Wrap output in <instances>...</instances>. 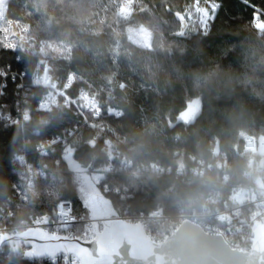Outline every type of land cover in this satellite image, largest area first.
<instances>
[{"label":"trees","instance_id":"trees-1","mask_svg":"<svg viewBox=\"0 0 264 264\" xmlns=\"http://www.w3.org/2000/svg\"><path fill=\"white\" fill-rule=\"evenodd\" d=\"M76 1L91 10L79 15L63 0L7 2L4 19L27 26L21 29L25 37L33 30L36 35L28 41L16 36L14 49L0 47V71L7 73L0 76L7 84L2 110L19 116L23 107L30 114L12 124L0 121V229L55 214L64 198L72 200L78 217L89 218L67 148L100 176L99 216L156 208L171 217L204 214L231 204L237 184L264 186V166L250 164L245 146L246 136L264 135V30L254 27L252 7L216 0L220 7L205 35L198 27L183 28L175 15L192 0H134L126 19L119 12L122 0ZM251 3L264 9V0ZM140 23L153 29L151 46L128 36L127 26ZM47 41L63 43L64 53L42 51ZM44 56L65 95H88L99 105L97 116L84 115L61 94L50 109L40 108L50 88L32 79ZM194 99L201 101L200 113L193 121L179 120ZM24 153L37 169L32 185L23 179ZM219 156H226L229 168L215 165ZM0 264L53 262L6 246Z\"/></svg>","mask_w":264,"mask_h":264},{"label":"built area","instance_id":"built-area-1","mask_svg":"<svg viewBox=\"0 0 264 264\" xmlns=\"http://www.w3.org/2000/svg\"><path fill=\"white\" fill-rule=\"evenodd\" d=\"M43 68V70H45V73H49L48 63H45V66L43 65ZM38 73L40 72H36L34 74L32 83L35 85H41L44 87L47 86L50 88V91L45 94V97H43V100L40 104L41 109H50L56 103L59 94H61L65 96L66 103L68 105L75 104L78 111L86 115L85 109L93 104V100L88 95L80 94L77 97L71 98L65 95L64 90H55L54 85H51L47 81L43 82L42 80H40L41 77ZM70 81L71 77L67 79L65 84H68ZM5 83L6 81L3 78V80L0 82V87H2ZM19 86H23V82H21ZM2 95H0V100ZM79 100H82L84 104L78 103ZM2 106L4 105H2L0 101V121L6 122L8 124L19 122V119L27 120L30 116L29 111L27 109H24L23 107H21L18 111L19 116H16L11 113L3 112ZM99 113H97V115ZM60 140H65V138L61 137L53 139L52 142H49V144L58 142ZM245 146L246 149L250 151V164L258 161L261 165H264V155L256 152L253 149H250L248 145ZM40 149L43 154H46L45 146H41ZM244 153L245 152L243 151L240 153V155L244 156ZM20 159L24 164L25 171L23 174V179L25 180V184L32 185V176L33 174H35V172H37V169L33 168L32 163L29 162L25 153L20 155ZM215 165L226 166L228 168L230 167V163L226 159V156L217 157L215 159ZM41 174L44 175L43 172H41ZM228 178L229 176L227 175L224 180H227ZM14 187L20 192L18 185H15ZM61 206H63V210L65 211H67V209L71 207V214L75 217V219L72 220L70 228H68L67 230H62L59 233H63L65 235L67 234L70 237H81L85 240H93L96 237L95 221L102 223L101 221L103 220V218L92 219L83 216L78 217L75 214L73 202L69 198L60 199L58 201L55 209V214H44L37 217L23 218L17 224L11 225L10 227L1 228L0 234L1 232L14 233L24 231V229L27 228L37 227H42L50 232H55L57 222L60 219V217L58 216V212L61 209ZM45 216L48 217L49 223L38 225L37 221H42ZM114 218H122L126 221L134 223L141 222L144 225L146 233L157 242L163 241L166 237L174 234V232L177 231V228L185 220L189 219L199 224L204 230L212 234H222L226 242L230 244L233 249L237 248L242 251H248L254 244L253 242L255 240L256 228L261 225L264 226V186L257 187L255 185H243L242 183L235 185L231 194V204H228L226 205V207L218 209L214 212L204 214L196 211L190 213L181 212L177 214L176 217H171L164 212L163 208H156L148 211V213L141 212L135 215L120 214L114 216ZM209 218H213L215 222L213 223L208 221ZM1 249L2 247H0V250ZM20 250H22V253H24V255L26 256L25 247H22ZM31 259L52 261L48 257ZM60 262L62 264H65V254L63 253L58 254L55 258V264H58ZM67 264H71V256L67 257Z\"/></svg>","mask_w":264,"mask_h":264},{"label":"water","instance_id":"water-1","mask_svg":"<svg viewBox=\"0 0 264 264\" xmlns=\"http://www.w3.org/2000/svg\"><path fill=\"white\" fill-rule=\"evenodd\" d=\"M101 217H103L102 223L95 221L96 237L93 240H85L81 237H71L72 239L68 241L34 239V234L40 230L54 233L37 227L14 233L1 232L0 247L8 246L14 253L25 247L26 256L39 258L29 253L49 245L55 248L75 243L83 246L97 264H109V261L110 264H264V226L262 225L256 228L252 248L242 251L233 249L222 234H212L189 219L185 220L174 234L157 242L146 233L141 222L134 223L105 215ZM58 235L69 236L63 233ZM185 236H194L195 239L181 246L179 241ZM97 241L112 246L110 258L101 260L100 245Z\"/></svg>","mask_w":264,"mask_h":264},{"label":"rangeland","instance_id":"rangeland-1","mask_svg":"<svg viewBox=\"0 0 264 264\" xmlns=\"http://www.w3.org/2000/svg\"><path fill=\"white\" fill-rule=\"evenodd\" d=\"M7 2L8 0H0V35L7 37L10 43L15 42L16 36H18L17 38L18 40H23V37L27 41L30 38H34V36L36 35L34 30L32 31V34L29 35V37H25L21 33V29L23 31H26L27 26H21V28H19L15 23L10 22V21L7 22L4 19V15L7 9V5H8ZM62 3L66 5L67 8L72 6L75 9V12L79 15H83L88 10H91L84 3L81 4L80 2L76 0H69V1L63 0ZM133 8H134V0H122L121 6L119 8L121 17L125 19L129 17L130 14L133 12ZM187 23H188L187 18H185V24ZM183 28H186V27H183ZM127 32H128L129 38L136 44L144 45V46H151L153 43L154 32H153V29L148 24L140 23V24L129 25L127 26ZM44 43H45V46L43 47L44 44H42V47L40 49L44 51L45 53L50 50L52 52L51 55H57V53H64L63 43L53 42V41H47ZM40 61L41 62L39 63H40V67L42 68V70L44 69L43 65L45 66V63H48V66L50 68L49 57L44 56L43 58H41ZM42 70L40 73H38L39 76L41 77L40 80H42L43 82L47 81L51 85H54L55 90H59V89L61 91L64 90L63 88H60L57 82L53 79L50 71L49 73H45V70H43L44 72ZM82 104L84 103L82 102ZM201 108L202 106H201L200 99H194L190 101L186 111L180 114L179 120L185 121V122L193 121L195 117L200 113ZM98 109H99V105H97L95 101H93V104H91L87 109H85V111L87 113L92 112L95 116H97V113H99V110H100ZM246 137H247L246 145H248L250 149H253L256 152H259L260 154L264 155V135H261L258 139H255L254 137H250V136H246ZM65 157H66L69 168H71V170L75 174V179H76L75 181L79 185L80 194H81V189L83 188V189H88L94 192L97 197L98 192H99V188H98V182L100 178L99 174L96 172H89L88 169L82 167L77 160L75 161L74 153L71 148L66 149ZM257 165L260 167L264 166V165H261L260 162H258ZM85 208L87 209L89 218H92V219L93 218H103L99 216L100 214L99 206L95 208L85 206Z\"/></svg>","mask_w":264,"mask_h":264},{"label":"snow or ice","instance_id":"snow-or-ice-1","mask_svg":"<svg viewBox=\"0 0 264 264\" xmlns=\"http://www.w3.org/2000/svg\"><path fill=\"white\" fill-rule=\"evenodd\" d=\"M241 2L253 8L252 22L254 27L259 30H264V18H262L264 17V9L252 4L251 0H241ZM219 7L220 4L217 3L216 0H203V3L201 0H192L190 4L185 6L183 13L176 12L175 15L180 19L182 27H191L193 31H196L198 27V29L202 31L203 34L207 35L210 28L209 22L214 21ZM185 18H187V24H185ZM0 47L8 50L14 49L15 45L10 43L7 37L0 35ZM0 76L7 78V73L0 71ZM12 79L15 80V77H12ZM6 87V83L0 87V95L3 94V88ZM81 202L86 207L95 208L98 206V199L95 193L88 189H81ZM71 211V207L65 211L63 210V206H61V209L58 212L60 219L57 222L55 232L49 233L40 230L34 234V239H42L44 241L71 240L72 238L69 236L61 237L58 235V233L62 230H67L70 228L72 220L75 219V217L71 214ZM48 223L49 220L47 216H45L42 221H37L38 225ZM97 243L100 245L99 252L101 260L110 258L113 251L112 246L106 245L103 241H97ZM60 252L65 254V264H67V257L69 255L71 256V264H97V262L92 258L91 254L83 246L75 243L55 248L49 245L48 247L29 253V255L37 257L46 256L53 261V264H55V258Z\"/></svg>","mask_w":264,"mask_h":264},{"label":"clouds","instance_id":"clouds-1","mask_svg":"<svg viewBox=\"0 0 264 264\" xmlns=\"http://www.w3.org/2000/svg\"><path fill=\"white\" fill-rule=\"evenodd\" d=\"M195 239L194 236H185V237H182L179 241V243L181 244V246H184L186 243H191L193 242Z\"/></svg>","mask_w":264,"mask_h":264}]
</instances>
